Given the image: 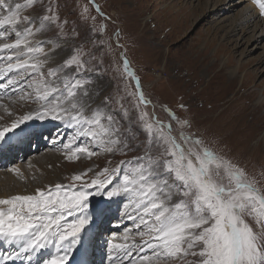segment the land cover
Segmentation results:
<instances>
[{"label": "snow or ice", "instance_id": "6c2138e0", "mask_svg": "<svg viewBox=\"0 0 264 264\" xmlns=\"http://www.w3.org/2000/svg\"><path fill=\"white\" fill-rule=\"evenodd\" d=\"M255 3L264 17V0ZM26 9L34 14L23 15ZM66 23L50 0H0V98L18 92L29 107L0 128V141L30 120L51 119L75 132L63 144L69 161L101 151L136 155L116 168L74 174L69 184L0 198V242L12 248L0 253V264H32L50 249L37 264H70L97 211H105L94 208V195L107 197L106 203L131 202L134 210L125 215L147 237L130 246L105 241L109 264H124L133 250L145 249L139 264H264L261 181L186 131L190 120L170 109L168 122L160 120L126 57L124 74L135 80V91L129 93L127 85L115 93L96 87L106 71L103 62L92 64L96 57L74 44ZM46 30H58L55 47L43 39ZM89 172L94 178L85 179ZM86 255L80 264H88Z\"/></svg>", "mask_w": 264, "mask_h": 264}, {"label": "rangeland", "instance_id": "374dc122", "mask_svg": "<svg viewBox=\"0 0 264 264\" xmlns=\"http://www.w3.org/2000/svg\"><path fill=\"white\" fill-rule=\"evenodd\" d=\"M200 2L204 3V0H94V3L92 0H50L53 9L59 13L60 21H67L64 31L75 36L74 44L82 45L85 53L91 52L96 57L92 64L103 62L101 68L106 71L96 87L115 93L117 88L127 85V91L134 92L135 80L124 74L123 59L126 57L130 71L139 78L141 88L155 106L160 120L168 122L165 109L190 120L192 127L186 131L204 138L214 150L230 156L264 185V32L261 25L254 29L255 19L264 18L258 15L249 0H206L203 12ZM194 6L198 9L194 10ZM246 7L254 15L251 20H245L241 15ZM33 14L32 9L23 12V15ZM221 25L223 28L217 30ZM46 31L43 39L48 46L55 47L58 30ZM70 47L71 44L65 45L66 49ZM0 101L3 102L0 108H5L0 114L3 127L28 114L29 107L18 92L14 96L9 93ZM12 103L18 108L23 106L24 111L16 114ZM31 107L36 106L32 104ZM148 111H152V106ZM49 121L52 120L45 119L41 125ZM50 131L40 137L35 154L14 167L19 172H2L6 176L13 174L17 177L11 175L10 182L20 179L31 182L38 175L39 178L57 175L60 179L57 183H71L70 177L74 174L88 168L97 172L105 167L116 168L123 158L131 161L136 155L134 152L110 155L101 151L91 158L81 155L79 159L69 161L62 147L72 139L74 130L71 129L64 141L56 127L52 128V135ZM45 137H57L56 143L60 147L50 150L52 153L49 149L43 151L39 145ZM29 149L32 150L31 146ZM45 153L57 156L55 161L48 159L44 167L28 170L32 159ZM128 167L131 170L132 165L128 164ZM21 168L27 170L28 177L22 176L25 172H20ZM90 178H94L92 172L85 177ZM104 208L103 214L106 215L99 214L100 218L92 230V239L97 238L99 243L94 241L92 246H96L101 257L106 258V244L101 248V230L109 233L119 211L125 215L133 212L134 206L131 202L121 207L119 202H109ZM99 222H103V226ZM124 222L122 239L125 240L138 229L128 217ZM132 252L140 256L142 251Z\"/></svg>", "mask_w": 264, "mask_h": 264}, {"label": "bare ground", "instance_id": "6f19581e", "mask_svg": "<svg viewBox=\"0 0 264 264\" xmlns=\"http://www.w3.org/2000/svg\"><path fill=\"white\" fill-rule=\"evenodd\" d=\"M210 1V0H209ZM208 4V3H207ZM200 6L202 7H200L201 9V11L203 12V11H205V7H206V0H204V3L203 2H200ZM198 8L197 7H195L194 6V10H197ZM200 10L198 11V12H200ZM240 11V10H239ZM238 11V12H239ZM251 11V10H250ZM250 11H248V8L246 7L245 9H243V12H241V15L242 16H244V19L246 20V19H252V17L254 16L253 15V13L252 12H250ZM195 13V12H194ZM192 16V15H191ZM197 17V16H196ZM259 17V16H258ZM256 20V23H254L255 24V26H254V29L256 30L257 28H258V25H261L260 27H262V32H264V19L263 20H261V19H255ZM254 20V21H255ZM253 21V22H254ZM259 27V28H260ZM223 28V25H221V26H219L218 28H217V30H220V29H222ZM236 28V27H235ZM246 31V30H245ZM227 32V31H226ZM233 33V31H231V34ZM228 35V34H227ZM229 36H230V34H229ZM228 37V36H227ZM256 37V36H255ZM232 38L233 37H231V39L229 38V40L231 41L232 40ZM251 38H249L248 40H250ZM249 61H251V59L249 60ZM235 78V77H234ZM16 99V98H15ZM1 103H3V102H1L0 101V105H1ZM8 104V103H7ZM12 105L14 106V108H16L15 110H16V114H18V113H20V110H22V111H24V109H23V106H20L19 108L16 106V104H13L12 103ZM32 106V105H31ZM2 107V106H1ZM9 109H11V108H9ZM13 109V108H12ZM3 110L5 111V108H3V109H1L0 108V114H1V112H3ZM21 114V113H20ZM35 120H37L38 121V119H35ZM48 120V119H47ZM43 121V120H42ZM52 121H54V120H52ZM52 121H49V124L52 122ZM34 124V119L33 120H30V121H28L26 124H24L23 126H22V128L21 129H23V128H25V127H29V126H32ZM2 128H3V126L2 125H0ZM6 126V125H5ZM40 129H39V133L41 132V130H42V128L41 127H39ZM20 129V130H21ZM30 129L31 128H27L24 132L25 133H28V135H30V134H38V132H37V130L36 129H34L33 131L31 130L30 131ZM19 131V130H18ZM16 132V131H15ZM14 134L15 133H10V134H8V138H7V140L6 141H0V143H6V145H9L11 142H13V140H14ZM27 149H28V146H27ZM63 150H64V148H63ZM62 150V151H63ZM29 152H30V150H28ZM49 151V150H48ZM53 151V150H52ZM50 153H52L51 151H50ZM65 155V154H64ZM56 157L57 156H55V155H53V154H47V153H45V154H43L41 157H36L35 159H32V162H31V166H30V168H28V170H34V168H37V167H39V168H42V167H44V165L49 161L48 159H50L51 160V162L52 161H55V159H56ZM50 163V162H49ZM48 163V164H49ZM27 167H28V165H27ZM22 171H24L25 173L22 175V176H27L28 177V173H27V170L26 169H24V168H21L20 169V172H22ZM11 175L13 176V177H16V176H14L13 174H10V175H4L2 172H0V198H7V197H10V196H13V195H17V194H21V195H23V194H30V193H33L37 188H46L47 186H49V185H55L57 182H59L60 181V179H58L59 178V176H57V175H55V177L53 176V178L51 177V176H42V175H40V176H42V177H40L39 178V175H38V177L36 176V178L34 179V181H31V182H27V181H25V180H22V179H20V180H16L15 182H10L8 179H11ZM26 177V178H27ZM16 179H17V177H16ZM13 180V179H12ZM26 180H28V179H26ZM66 181L68 180L67 178L65 179ZM29 181V180H28ZM25 184H24V183ZM68 182V181H67ZM8 183H11V184H9L8 185ZM70 182H68V183H66V184H69ZM36 185H39V186H37L36 187ZM33 186V187H32ZM106 200H107V197H105V196H101V195H94L93 196V198H92V204H93V206H94V208L95 209H97V210H100V209H102L105 205L106 206H108L109 205V203H106ZM118 202V201H117ZM112 203H114V202H112ZM107 208V207H106ZM106 208H104V209H106ZM99 214L100 215H103V213H101V212H99V211H97V213H96V221L97 220H99ZM92 230H93V225L87 230V233H84V235H83V239H82V247H80V248H78L77 249V251L75 252V254H74V256H73V258H72V260H71V262H70V264H73V262L75 261L76 262V264H80V262H81V260L82 259H84L85 258V253L87 254L86 255V259H87V261H88V264H90L91 263V260H92V258H91V249H92V242H97V238H93L92 239ZM107 231V230H106ZM105 230H103V233L105 234V232H106ZM104 234H103V236H104ZM94 236V235H93ZM95 239V240H94ZM99 240V239H98ZM97 243H99V242H97ZM6 243H4V242H0V251H1V249H2V247L5 245ZM104 245H105V243H104ZM99 246V245H98ZM99 247H101V245L99 246ZM99 247H98V249H99ZM9 250H12V248H10V247H8V250H7V252L9 251ZM50 252H52V251H54V250H49ZM47 253H48V250H45L43 253H42V255L41 256H45V255H47ZM38 257V256H37ZM93 257V256H92ZM39 258V257H38ZM90 258H91V260H90Z\"/></svg>", "mask_w": 264, "mask_h": 264}]
</instances>
